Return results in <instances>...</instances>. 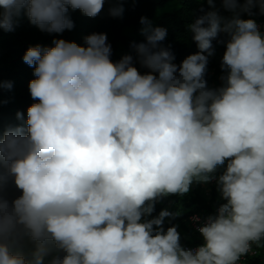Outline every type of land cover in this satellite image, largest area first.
<instances>
[{"label":"clouds","instance_id":"clouds-1","mask_svg":"<svg viewBox=\"0 0 264 264\" xmlns=\"http://www.w3.org/2000/svg\"><path fill=\"white\" fill-rule=\"evenodd\" d=\"M124 2L0 0V32L27 18L61 34L70 10L95 18L108 3L116 18ZM197 3L207 9L187 31L198 51L179 64L167 29L144 16V41L117 61L106 33L27 48L34 103L0 122V264H242L264 246V31L242 18L264 15V0ZM214 40L224 51L210 87ZM210 183L221 202L193 213L201 243L187 248L165 227L180 212L155 206Z\"/></svg>","mask_w":264,"mask_h":264},{"label":"trees","instance_id":"trees-1","mask_svg":"<svg viewBox=\"0 0 264 264\" xmlns=\"http://www.w3.org/2000/svg\"><path fill=\"white\" fill-rule=\"evenodd\" d=\"M172 4L167 11L157 13V9ZM112 5L106 3L103 11L95 18H89L83 15L79 10L71 11L70 16L74 22L72 30H66L61 34H47L41 32L38 28L31 25L27 18L21 19L19 26L14 32H0V79L11 81L13 88L11 91L4 90L0 92V99L5 101L0 105V122L4 126L17 123L16 112L24 113L26 119V110L34 101L28 91V83L33 76V69L23 62V54L29 46L36 44L51 46L54 38H63L68 41H75L78 44H84V37L92 33H106L108 42L112 45V59L119 60L124 54L132 53L131 44L144 41L141 35L140 18L147 17L155 26L165 27L167 29V38L162 42L163 46H171L175 54V63L179 64L189 54L198 51L197 46L191 39V33L187 31V25L191 23L198 15L199 9L207 4H198L197 0H126L123 3L124 13L122 17H111L108 15V8ZM219 7V4L217 5ZM224 16L230 13L221 10ZM259 12L254 16H258ZM242 18H248L243 15ZM224 34L218 39H225ZM215 50L224 48L223 44L213 41ZM134 54V53H133ZM220 62L215 57L209 58V65L218 73ZM138 66V65H137ZM141 71H145L141 69ZM207 74V81L211 87V77ZM214 87L220 85L216 79ZM215 183L194 184L188 194L183 197L169 196L158 202L155 206L153 216L158 215L162 209H169L172 212L179 211L180 215L174 219H167L165 227L172 224H179L181 228H186L189 216L198 213L201 217L214 212L219 203ZM179 222V223H178ZM191 226V224H190ZM192 231L195 229L192 228ZM196 232V231H195ZM197 234V232H196ZM198 235V234H197ZM201 242L196 238L193 242L181 240L182 245H195ZM254 253L248 254L242 260V264H264V246L257 247L253 245Z\"/></svg>","mask_w":264,"mask_h":264},{"label":"rangeland","instance_id":"rangeland-1","mask_svg":"<svg viewBox=\"0 0 264 264\" xmlns=\"http://www.w3.org/2000/svg\"><path fill=\"white\" fill-rule=\"evenodd\" d=\"M172 3L171 2H169L167 5H165V6H162V7H160L159 9H157V13H160V12H162V11H167V10H169V8H171L172 6H170ZM223 51H224V48L223 49H218V50H216V54L213 56V57H215L219 62H220V60H221V56H222V53H223ZM217 66H219L220 67V64H218ZM208 76L209 77H211V87H214V85L217 83L216 82V79L218 80V81H220L219 80V76L221 75V70H219L218 71V73L217 72H215V69H213V68H211V66L210 65H208ZM221 82V81H220ZM214 84V85H213ZM217 197H218V202L220 203L221 201H220V199H219V194H218V192H217ZM179 223V222H178ZM187 224H189V225H187L188 227V229L189 230H187L186 228H181V226L179 225V224H176V225H178L179 227H178V231L180 232V234H181V240H185V241H188V242H193L196 238H200L199 237V235H197L196 234V232L193 230L192 231V229H191V226H190V223L188 222Z\"/></svg>","mask_w":264,"mask_h":264},{"label":"built area","instance_id":"built-area-1","mask_svg":"<svg viewBox=\"0 0 264 264\" xmlns=\"http://www.w3.org/2000/svg\"><path fill=\"white\" fill-rule=\"evenodd\" d=\"M248 18H253V19H255L256 20V22H257V24H258V26L260 27V29H261V31H264V15H258V16H253V17H248ZM198 214H193L192 216H191V225H192V227L194 228V229H196V227H197V225L193 222V220H192V217L193 216H197ZM198 216H200V215H198ZM201 217V216H200ZM201 218H203V217H201ZM201 243V242H200ZM200 243H198V244H195V245H190V244H186V245H183V246H185V247H187V248H195L197 245H199ZM254 249H253V247H252V251L249 253V254H252V253H254ZM244 259V257H242V260Z\"/></svg>","mask_w":264,"mask_h":264}]
</instances>
